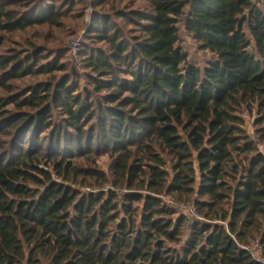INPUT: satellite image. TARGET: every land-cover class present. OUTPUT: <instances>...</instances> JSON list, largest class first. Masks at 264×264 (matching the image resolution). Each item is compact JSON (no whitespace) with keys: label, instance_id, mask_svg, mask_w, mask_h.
I'll return each instance as SVG.
<instances>
[{"label":"trees","instance_id":"16d2710c","mask_svg":"<svg viewBox=\"0 0 264 264\" xmlns=\"http://www.w3.org/2000/svg\"><path fill=\"white\" fill-rule=\"evenodd\" d=\"M59 1L17 14L0 0V31L52 23ZM138 1L121 12L130 39L95 16L109 47L85 54L88 98L68 77L12 94V79L65 68L0 43V264H263L248 244L264 254V0ZM181 28L212 54L203 67ZM247 103L257 140L236 114ZM105 153L110 177L86 166ZM162 195H196L205 220L187 239Z\"/></svg>","mask_w":264,"mask_h":264},{"label":"rangeland","instance_id":"374dc122","mask_svg":"<svg viewBox=\"0 0 264 264\" xmlns=\"http://www.w3.org/2000/svg\"><path fill=\"white\" fill-rule=\"evenodd\" d=\"M5 1L9 10H14L17 14L22 12H28L30 14L37 8L38 3L35 2L39 0H35L34 3L32 0ZM42 3L43 1L39 4L36 12L45 11L49 6L48 1ZM143 4V1L138 0H110L105 5L96 7L94 0H60L57 3V11L60 12L59 19H56L52 23L34 25L26 29H18L10 32L0 31L2 54L9 55L17 52L20 54H30L34 50L40 51L42 54L39 64H59L65 68V70L61 71L54 70L49 73H34L18 79H12L10 81L14 86L12 94L23 93L30 85L35 83H50L54 81V84H56L58 81L68 77L70 78L69 84H79V89L74 93H81L83 97L86 96L87 98L88 94L93 95V90L88 83V75L91 71L86 67L84 60L85 54L86 52L97 51L99 49L107 50L109 47L106 42L100 41L91 35V31L94 28L95 16L97 14L106 16V19H109L111 25L123 31L125 37L130 39L135 34V25L124 19L121 12L138 9ZM180 44L188 53L189 59L202 67L212 58V54L202 49L184 28H181ZM87 89L90 93L87 92ZM93 99L94 97L89 100L93 101ZM9 108H13V105H10ZM54 113L58 121L63 118L58 108L54 109ZM236 114L240 115L243 119L242 128L246 134L251 139L257 140L258 136L255 126L257 118L256 104H242L236 111ZM260 149L264 151L263 145H260ZM91 159L92 162L86 163V166L91 165L105 172L110 177L112 158L109 154L94 155ZM169 167L170 164L168 165ZM197 180H199L198 173ZM106 188L108 189L110 186ZM80 189L84 191H98L88 186H82ZM118 194L122 196L123 191H118ZM161 197L167 205L177 211L175 219L178 216H185L186 236L184 239L189 237L190 229L194 224L205 220L204 217L198 214L197 203L195 202L196 195L192 199L184 201H180L171 195H162ZM257 244H259L257 240L252 241L248 244L249 250L255 252Z\"/></svg>","mask_w":264,"mask_h":264},{"label":"built area","instance_id":"2783aa9c","mask_svg":"<svg viewBox=\"0 0 264 264\" xmlns=\"http://www.w3.org/2000/svg\"><path fill=\"white\" fill-rule=\"evenodd\" d=\"M255 250H256L255 252L250 251V250L249 251L251 252L254 259H256V260H258L264 264V254L262 252L261 246L259 244H257Z\"/></svg>","mask_w":264,"mask_h":264}]
</instances>
